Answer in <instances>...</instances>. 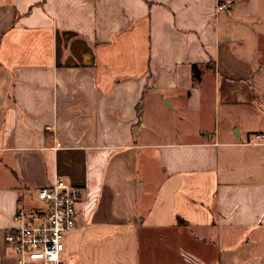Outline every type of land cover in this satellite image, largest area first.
Wrapping results in <instances>:
<instances>
[{
  "label": "crops",
  "instance_id": "1",
  "mask_svg": "<svg viewBox=\"0 0 264 264\" xmlns=\"http://www.w3.org/2000/svg\"><path fill=\"white\" fill-rule=\"evenodd\" d=\"M263 11L0 0V264L58 178L81 191L64 264H264Z\"/></svg>",
  "mask_w": 264,
  "mask_h": 264
},
{
  "label": "built area",
  "instance_id": "2",
  "mask_svg": "<svg viewBox=\"0 0 264 264\" xmlns=\"http://www.w3.org/2000/svg\"><path fill=\"white\" fill-rule=\"evenodd\" d=\"M224 7L219 4L218 8ZM37 195L44 206L33 211L20 208L15 215L17 226L7 234L6 241L17 264H64V238L77 227L80 188L58 178L39 188Z\"/></svg>",
  "mask_w": 264,
  "mask_h": 264
},
{
  "label": "rangeland",
  "instance_id": "3",
  "mask_svg": "<svg viewBox=\"0 0 264 264\" xmlns=\"http://www.w3.org/2000/svg\"><path fill=\"white\" fill-rule=\"evenodd\" d=\"M263 16H264V11H263ZM253 24L256 25V26H259V27L261 26V24L258 22V20H254ZM263 26H264V24H262V27ZM217 104H219V102H217ZM165 111L166 112L163 113V115H162L163 118H161L159 120V123L160 124H162V123L164 124V122L168 120L169 125H171L172 124V122H171V118L172 117L169 116V114L170 113H173V110H171V109H169V108L166 107L165 108ZM220 112H222V111H220V109H218L217 106H216V108H215V105L212 106L213 123H215L216 118L219 117ZM190 117H192V116H190ZM190 117H189V119H190ZM218 121H219V119H218ZM197 126H198L197 125V122L195 120H192L191 119L190 121L186 120L185 122H180L179 128L182 129V130L184 129V130L189 131V130H195L197 128ZM170 127L173 129V126H170ZM171 132H172V130H171ZM168 137H170V138H173L174 137L175 138V136L172 133H170V135H168ZM172 140H177V139H172ZM36 201H37L38 204H42V201H40L38 197L36 198ZM171 264H173V263H171Z\"/></svg>",
  "mask_w": 264,
  "mask_h": 264
},
{
  "label": "trees",
  "instance_id": "4",
  "mask_svg": "<svg viewBox=\"0 0 264 264\" xmlns=\"http://www.w3.org/2000/svg\"><path fill=\"white\" fill-rule=\"evenodd\" d=\"M193 73H194V79L195 81H199L201 78L200 71L198 69L197 65H193Z\"/></svg>",
  "mask_w": 264,
  "mask_h": 264
}]
</instances>
